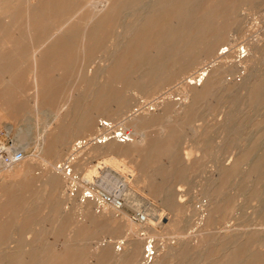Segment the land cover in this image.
I'll use <instances>...</instances> for the list:
<instances>
[{"label":"rangeland","instance_id":"rangeland-1","mask_svg":"<svg viewBox=\"0 0 264 264\" xmlns=\"http://www.w3.org/2000/svg\"><path fill=\"white\" fill-rule=\"evenodd\" d=\"M33 1L35 3L36 1L38 2V0H14V4L11 3L9 7H15L14 9L17 13L9 19L7 17H2L3 15L0 11V21L2 20L0 22V35H4L0 36V45L3 41L2 39L6 36L12 41H19V39L21 41L24 31L12 30L10 24L12 19L17 17V14V18L21 20V24H25V19L28 18L26 12L31 8V2ZM85 1L78 0L77 2V6L79 5V8H81L80 10L83 18H86L92 10L91 6L89 7ZM81 2L85 4L83 5ZM64 3L65 1L61 4L60 0L56 7H65ZM223 7L221 9L222 13L220 12L221 10L217 12L220 15L214 13L213 16L216 24H220H218L216 29L212 32L214 55L210 57L211 59L205 60L204 63H200L199 66L197 65L193 69H189L187 66L183 68L179 66L176 67L171 72V77L159 83L153 94L148 92L149 95L147 92L146 95L145 91L140 88L132 89V91L127 83H121L113 89L112 85H103L98 82L86 83L78 78V75H92L108 59L113 49L117 30L120 29L122 24V18L117 23L112 20L111 22L109 21L110 26H106L108 29L105 28V30L103 28V34L100 36L101 38L98 39H102L101 43L100 41H97L99 44H96L97 42H92L89 46L91 53L89 52V48L86 53H83L79 46L73 45L66 38L60 39V41L54 45V48L52 47L54 50L56 48L53 53L54 59H43L38 62L40 71L45 74V79L43 80L45 82L43 85L46 89H44L43 92L45 94H43L45 99L43 98L39 101L37 106L34 102H31L34 97V91L33 87L30 85L32 84V76L35 70L32 66L33 62L29 53V43L24 42L25 45L21 48L22 54L15 51L12 52V50L8 48L9 46H2L6 48V50L0 49V54L3 53L0 57V67H9L13 72L16 71V69L20 71L17 70L14 72L17 76L15 75V77H11L10 79L5 78V80H3L0 76V88L9 85L10 88L12 87L15 89L11 91L12 94L9 90H0V101H2L0 102V152L13 151L15 148L16 151H21L23 156L19 161L7 165L5 169H1L0 171V181L3 179L0 182V226L4 220L7 218V221L9 220L8 222L5 221L8 229L6 228L5 231L1 230L3 237L0 236V251H6L10 245L12 247L17 246L16 248L20 249L26 247L32 249L47 247L52 249L51 251L55 253L54 255H57L63 248V237H57L51 227L53 225L62 224L65 226V255L66 257L69 255L68 258L72 257V262L70 264H131L122 260L116 263L115 261L103 257L102 250L104 246L113 244L112 246L117 248L116 246L119 245L120 241L131 236L132 231L122 222H119L117 228L114 229L111 224L105 221L103 224V220L98 219L99 213L104 210L114 209L115 207L108 203H98L94 199H84L82 197L83 193L87 189H91L95 195L108 193L120 197L123 200V206L117 213L125 212L135 224L140 222L135 218L136 213H141L143 215L151 213V216L157 215L159 217L156 219L152 218V220L154 219L151 223L153 226H151V228H153L152 231L146 230L145 228V230L139 231V235L145 238L141 262H144V246L149 240L152 241L153 245H161L163 242L162 246L166 243L175 244V242H180L182 240L181 245L175 251V255L173 254L172 257L170 256L168 258V264H217L219 260L224 259V257L226 258L228 255V257L233 256V250L236 246L238 247V245H240V250H236L239 249L236 247L235 254L240 252L246 258L248 256L250 257V254L251 256L255 255L257 259L255 256L253 257H255L256 264L261 262V257L264 255V129L262 128L264 126V0H237L234 3L227 2ZM57 12L59 14H57V17L62 16V18H64L65 16L63 15V11L55 10L51 13V18L54 19V21H60L62 19L56 17L55 14ZM5 20L7 21L5 22ZM49 23L51 22L49 21ZM84 24L83 19H74L72 27L74 28L75 25L76 29L74 28L72 30V28L69 29L68 27V35H74L72 37L77 40V37L81 34V30L79 29L82 28ZM78 26L81 27L78 28ZM75 35H77V37H75ZM26 42L29 41L26 39ZM26 44H28L29 48ZM93 44H95V46ZM108 44L109 47L107 46ZM61 46L62 50L58 49L57 51V48ZM223 50L227 53L230 52L231 55L226 58L224 57V59L217 58L218 52ZM70 51H73V54H71L72 52L69 53ZM67 52L70 55H68ZM25 53L28 55H25ZM61 61L63 65H61ZM64 61H66V63ZM26 67L27 69L29 67L28 71ZM72 67H76L78 70L76 68V70H73ZM65 69L68 70L66 75H64ZM203 69L208 72V77H210L209 81L213 77V79L216 78L214 80V85H217H213L214 87L209 93L204 94L203 90V92H199L200 94L197 95L198 98L195 96L194 99L190 97L191 99L187 98L184 100V93L181 89L183 84L189 81V74L195 76V74L197 75ZM75 71L77 72L76 74ZM182 72H184V74H181ZM215 73L216 75H212L213 77L209 76V74ZM219 73L220 75H218ZM57 74L59 76L64 75L66 78L64 76H61L62 78L58 77ZM250 79H252L253 82ZM29 80L31 81V83H29L30 85L28 84ZM51 80L54 82L51 83ZM218 80L219 82L223 81L221 83L226 85V87L221 86ZM7 81H11L12 83L16 81L15 84H17V86L15 84L14 86L10 85ZM79 83L81 85H79ZM239 83L242 86H240ZM244 83L246 86H244ZM1 84H3V86ZM75 84H77L76 87L74 86ZM254 84L259 87V95L256 97L250 96L251 91H249L250 89L252 90ZM199 85L198 82L195 84L197 88L203 87V84ZM74 89L77 92H74ZM93 89L94 92H91ZM102 90L107 92L106 96L109 98V100L107 99L108 104H106V106L98 105L94 98L96 93L102 92ZM1 91L8 92V94L2 96L3 92ZM22 91L27 94L21 93ZM121 92L123 94H121ZM7 98L11 99L6 100ZM167 99L168 101L170 99V101L168 102ZM183 100L186 101L184 105H191L189 107L191 111H186L188 107L186 109L184 105H181L182 108L180 107L179 102ZM6 101L8 102L6 103ZM164 102L167 110L163 109L165 108ZM157 105L162 108H159ZM1 106L3 108H1ZM9 107H11V109ZM114 107L117 108L114 109ZM109 108L113 109L114 112ZM175 108H177V110ZM183 109H185V113H183ZM118 110L121 111V113ZM151 110L156 111H153V113ZM146 111L151 112L149 114L151 119H154L158 115V112L163 113L161 114L162 116L159 115L160 118H155V121L153 119V121H151L150 119L143 124L137 121L138 119H133L140 113L142 115ZM166 111L170 112L166 113ZM123 112L124 114H122ZM83 114H85V117H82L84 116ZM114 114L115 116H113ZM177 114L178 117L176 116ZM88 117H92L94 120L92 127L85 126L81 122L83 118ZM227 117L231 118L230 122H226L225 119ZM130 118L133 119L134 122ZM102 121H107L110 124L106 125V127H102ZM99 123L100 125H98ZM224 123L226 125L229 124L227 125L229 128H226ZM55 124H58V126L56 127ZM129 124L132 125L130 126ZM253 124L255 125L253 126ZM95 125H97V128ZM83 126L88 129L86 130ZM175 126H177L179 130ZM48 127L51 129H48ZM223 127H225V129ZM160 129L166 132L170 129L168 132L175 133L173 135L174 138L172 137L173 139L169 138L165 141H170L173 149L166 154H157L156 158L145 157L148 161L146 160L147 164L144 163L146 164L144 166L140 163L142 159H144V154L147 153L149 147L155 145L156 136L161 132ZM60 130L65 131V136L60 144L58 143L59 145L56 144L55 150L54 148H44L41 137H43L44 134H46V136L48 134L51 138ZM140 130L146 134V141L142 146L137 147V151H135L137 153L133 152L130 154V151L135 149V146L131 145V141L136 138L135 136L138 135L137 133H139ZM228 130H230V132ZM47 131L49 132L47 133ZM225 131L228 132L224 133ZM113 132L115 134L119 133L118 136L114 138ZM258 134H260V136ZM99 139H103L104 141L98 143L96 140ZM111 139H113V141ZM198 139L199 141H197ZM252 139L254 140L252 141ZM235 140L238 144L234 142ZM37 142L39 144H36ZM96 142L99 145L96 144ZM125 146L127 147L123 148ZM261 147L263 149H261ZM118 149L120 150L117 152ZM245 150H248V153L247 151L245 152ZM122 152L125 155H123ZM251 154L256 155V157H252L253 155ZM256 160L259 165L256 163ZM2 164L3 163H1V165ZM26 166L28 168H26ZM256 166L257 168L255 169ZM259 166L263 167L260 168ZM56 167L61 168L62 171L64 170L65 174H63L62 171L59 172V170H55ZM153 167L154 170L159 168L158 171H154ZM110 168L115 169L117 173L122 175H129V180L126 182H124L123 179L120 180V176L110 171ZM160 169L165 172L171 171L173 175L169 174L171 177L168 175L164 178L165 181H163L164 176L160 173ZM51 171L57 172L61 184H51V179H49L52 176V173H50ZM43 175H45L44 177L49 179V181L46 180ZM43 180H46V183ZM161 181L165 183L167 181V186L165 183L164 184L168 188L166 193L160 192L162 195L160 193L158 194V185H161ZM42 182L43 184H41ZM47 183L49 184L47 185ZM20 185L23 187L21 188ZM10 186L12 187L10 188ZM17 187L20 189H17ZM60 197H62V199ZM224 199L227 201H223ZM87 200L92 203V208L89 212L91 216L80 211L76 213V208H74L76 203L81 204L82 202V204H86L88 202ZM217 201L220 203L218 204ZM3 202H6V204H3ZM215 203L218 206H216ZM211 209L214 211L211 212ZM29 210L31 212L29 213L30 215L28 214ZM13 211H16L17 214H14ZM11 212H13V214ZM10 214L12 216H10ZM15 215L26 216V218L24 220H14L17 219ZM89 218H93L92 222L89 221ZM82 227L84 229H82ZM246 242H248V244ZM75 245H77L76 248H74ZM245 246L247 247L246 250H244L246 248ZM184 247H186V250ZM70 249L72 253H70ZM96 250L97 252L95 254L94 252ZM180 250H185L188 253L185 251L181 252ZM160 251L161 248L158 249V253ZM257 252L262 253L257 254ZM182 253H184V255H182ZM258 255L260 258H258ZM214 257H218L217 261L213 259Z\"/></svg>","mask_w":264,"mask_h":264},{"label":"bare ground","instance_id":"bare-ground-1","mask_svg":"<svg viewBox=\"0 0 264 264\" xmlns=\"http://www.w3.org/2000/svg\"><path fill=\"white\" fill-rule=\"evenodd\" d=\"M14 0H0V11L2 12V17H7L8 19L11 18V16L15 15L17 12L15 11V7L14 8H10V4L13 3ZM60 0H38V2L36 1V3L31 2L32 5L30 6L31 8L28 9V11L26 12V15L28 14V18L25 19V24H21V20L18 17V14L16 15V18L12 19V22L10 24V27L12 28V30H23L24 34H23V38L19 39V41H12L10 39L6 37H1L3 38L2 43L0 45V49H4L6 50V48L2 47V46H9L8 48H10V50L15 51V52H19L21 53V48L25 43H29L30 45V55L32 58V62H33V67L35 70V73L32 76V84L30 85L29 83H31V81L29 80L28 84L30 86L33 87V91H34V97L33 100L31 102H34V104L37 106L39 101H41L44 96H43V92H44V85L43 83L45 81H43L45 79V74L43 72L40 71V67L38 66V62L43 60V59H49V60H53L54 56L53 53L55 52L54 45H56L60 39H67L68 41H70L73 45L75 46H79L80 50L83 53H86L87 50H89V46L91 45L92 42H97V41H102L98 40L100 39L102 36V31L103 28L105 30V28H107L106 26L109 25V23L111 22V20L114 22H119V20L122 18V24L120 26V29L117 30V35L115 36L116 38L114 39V43H113V49L110 52H108V59L105 61V63L99 67L98 70H96L92 75H88V76H84V75H78V78H80L83 82L89 83V82H98L99 84H103V85H112L113 89L115 86L121 84V83H127L128 87L130 86V89H135V88H140L143 91H145V93L147 92H151L153 94V92L156 90V87L159 83H161L162 81L168 79L169 77H171V72L176 68V67H185L187 66L189 69H193L195 66H199L200 63H204L205 60L211 59L210 57H212L214 55V40H213V34L212 32L216 29V26L218 24H216L215 19L213 18L214 13L219 12L218 10H221L222 7L224 5H226V3L230 2V3H234L237 0H83L85 1L86 4H88V6H91V12L90 14H88V16H84L86 18H83V16L81 15V8H79V5L77 6V2L78 0H61V4L63 3V1H65V7H56L58 6ZM30 3V2H29ZM83 4V2H81ZM84 3V4H85ZM28 4V3H27ZM63 4V5H64ZM83 4V5H84ZM28 6V5H27ZM50 7V8H49ZM82 7V6H81ZM224 8V7H223ZM20 9V8H19ZM18 9V11H19ZM26 9V6H25ZM22 10V9H21ZM20 10V12H21ZM27 10V9H26ZM63 11V15L64 18L61 17H57L59 14L58 12L55 14L57 18H62L60 21L55 20L51 18V13H53V11ZM83 10V9H82ZM84 11V10H83ZM222 13V10L220 11ZM87 13V12H86ZM58 14V15H57ZM218 15H220L219 13H217ZM54 15V16H55ZM62 15V14H60ZM222 15V14H221ZM110 17V18H109ZM221 17V16H220ZM228 17V16H227ZM79 18V19H83L84 20V26L82 28H80L78 26V28H80V35L79 37H77V35H75V37H77V40L68 35V27L69 29L72 28V30L76 27V23L73 26V21L74 19ZM2 21V20H1ZM0 21V22H1ZM7 20H5L6 22ZM49 21L51 23H49ZM110 21V22H109ZM78 22V21H77ZM215 22V23H214ZM83 23V22H81ZM1 24V23H0ZM9 24V23H8ZM4 25V24H3ZM82 25V24H81ZM224 25V24H223ZM5 26V25H4ZM110 26V25H109ZM118 26V25H117ZM221 26V25H220ZM4 28V27H3ZM10 28V30H11ZM77 28V29H78ZM222 28V27H221ZM102 29V30H101ZM108 29V28H107ZM106 29V31H107ZM110 29V28H109ZM112 29V28H111ZM4 30V29H3ZM11 30V31H12ZM101 30V32H100ZM5 32V31H4ZM10 32V31H9ZM76 32V31H75ZM105 32V31H104ZM116 32V31H115ZM1 33V32H0ZM11 33V32H10ZM7 34V33H6ZM12 34V33H11ZM3 35V34H1ZM0 35V36H1ZM22 35V34H21ZM112 35V34H111ZM4 36V35H3ZM21 37V36H20ZM26 39L29 42H26ZM110 42V40H109ZM108 43V42H107ZM111 43V44H112ZM65 44V43H64ZM96 44H99V42H97ZM110 44V43H109ZM109 44L107 45L109 47ZM95 46V44H93ZM92 45V47H93ZM26 46L29 48L28 44H26ZM53 47V48H52ZM91 47V48H92ZM62 48L59 47L57 48L60 50ZM89 48V49H88ZM64 49V48H63ZM73 49V48H72ZM78 49V48H77ZM109 49V48H108ZM25 50V49H23ZM22 50V52H23ZM62 50V49H61ZM75 50V49H74ZM107 50V48H106ZM56 51V52H57ZM67 51V50H66ZM91 51V49L89 50V52ZM72 52V53H71ZM88 52V53H89ZM103 52V51H102ZM2 53V52H1ZM69 53L73 54V51H70ZM91 53V52H90ZM3 54V53H2ZM0 54V57L1 55ZM22 54V53H21ZM24 54V53H23ZM27 53H25L26 55ZM66 54V53H65ZM64 54V57H65ZM68 54V52H67ZM217 54V53H216ZM215 54V55H216ZM28 55V54H27ZM70 55V54H68ZM231 55V53H227L226 51H221L218 52L217 54V58H223L224 57H229ZM4 56V55H3ZM24 56V55H23ZM22 56V57H23ZM63 57V59H64ZM71 57V56H70ZM73 57V55H72ZM77 57V56H76ZM86 57V56H85ZM19 58V57H18ZM17 58V59H18ZM84 58V57H83ZM69 59V56H68ZM81 59V58H80ZM228 59V58H227ZM16 60V59H14ZM20 60V58H19ZM29 60V59H28ZM221 60V59H220ZM21 62V61H20ZM19 62V63H20ZM27 62V61H26ZM66 63V61H64ZM29 63V62H28ZM29 65V64H28ZM31 65V64H30ZM61 65H63L62 61H61ZM31 66V67H32ZM50 66V65H49ZM53 67V66H52ZM51 67V68H52ZM60 67V66H59ZM78 67V66H77ZM19 68V67H18ZM76 68V67H75ZM73 68V70H78V68ZM27 69V67H26ZM29 69V67H28ZM27 69V71H28ZM57 69V68H56ZM61 69V68H60ZM59 69V70H60ZM80 69V68H79ZM206 69V68H205ZM203 69L201 72H199L197 75L195 74V76H192V74H189V81L184 83L182 86V92L184 93V100L185 99H191L190 97H192L193 99L195 98V96H197L198 94H200L199 92H203L204 90V94L211 92L212 88L217 85H214V77L212 75H216L215 74H209V76H212L213 78L209 81L210 77H208V72H206V70ZM217 69V68H215ZM12 69L9 67H0V76L2 77L3 80H5V78L10 79L11 77H15L16 74H14V72H16L19 69H16V71H11ZM58 70V69H57ZM63 70V69H62ZM219 70V69H218ZM20 71V70H19ZM26 71V72H27ZM64 71V70H63ZM209 71V70H208ZM217 71V70H215ZM62 72V71H61ZM68 73V70L65 69V74L66 75ZM192 72V71H191ZM23 73V72H22ZM21 73V74H22ZM50 73V72H49ZM57 73V72H54ZM64 73V72H63ZM63 73H58V74H63ZM77 72L75 71V74ZM90 73V72H89ZM26 74V73H25ZM24 74V76H25ZM30 74V73H29ZM53 74V73H52ZM57 74L58 77H61ZM181 74H184V72H182ZM187 74V73H186ZM27 75V74H26ZM47 75V74H46ZM63 75V76H64ZM180 75V74H179ZM220 75V73L218 74ZM17 76V75H16ZM22 76V75H21ZM48 76V75H47ZM62 76V77H63ZM0 77V78H1ZM26 77V76H25ZM61 77V78H62ZM65 77V76H64ZM76 77V76H75ZM218 77V76H217ZM17 78V77H16ZM19 78V76H18ZM21 78V77H20ZM30 78V77H28ZM66 78V77H65ZM198 78V79H197ZM223 78V77H222ZM246 78V77H245ZM250 78V77H249ZM178 79V78H177ZM64 80V79H63ZM221 80V79H220ZM252 80V79H250ZM50 81V80H49ZM217 81V80H216ZM227 81V80H226ZM16 81H14L13 83L10 81L7 83L10 85L15 84ZM54 82L53 80H51V83ZM56 82V81H55ZM71 82V81H70ZM198 82V84L202 85L203 87L201 88H197V86H195V84ZM219 82V80H218ZM223 82V81H221ZM221 86L226 87V85H223V83H221ZM229 82V81H228ZM246 82V81H245ZM253 82V80H252ZM257 82V81H256ZM5 83V82H4ZM27 83V82H26ZM25 83V84H26ZM82 83V82H81ZM194 83V84H193ZM7 84V85H8ZM70 84V83H69ZM78 84V83H77ZM77 84H75L74 86L76 87ZM192 84V85H191ZM226 84V83H224ZM240 84V83H239ZM252 84V83H250ZM3 86V84H1ZM17 86V84H15ZM27 85V84H26ZM25 85V86H26ZM79 85H81L79 83ZM199 85V86H200ZM214 85V86H213ZM219 85V84H218ZM237 85V84H236ZM28 86V85H27ZM50 86V85H49ZM48 86V87H49ZM52 86V85H51ZM88 86V85H87ZM95 86V85H94ZM239 86V85H238ZM240 86H242L240 84ZM244 86L245 83H244ZM251 86V85H250ZM253 86V85H252ZM20 87V86H18ZM29 87V86H28ZM31 87V89H32ZM47 87V88H48ZM74 87V88H75ZM9 88V89H8ZM15 88V87H14ZM51 88V87H50ZM69 88V87H68ZM87 88V87H86ZM233 88V86H232ZM247 88V87H245ZM5 91L9 90V92L11 93L13 89L12 87L10 88L9 85L3 88ZM18 89V88H17ZM49 89V88H48ZM52 89V88H51ZM72 89V88H71ZM78 89V88H77ZM139 89V90H140ZM216 89V88H214ZM231 89V88H229ZM87 90V89H85ZM228 90V88H227ZM21 91V88H20ZM28 91V90H27ZM74 92L76 91L75 89L73 90ZM94 92V89L91 90V92ZM96 91V90H95ZM124 91H126L124 89ZM133 91V90H132ZM250 96L252 97H256L259 95V87L254 84L252 90L250 89ZM248 91V92H249ZM3 92V91H1ZM19 92V90H18ZM50 92V91H49ZM52 92V90H51ZM50 92V93H51ZM77 92V91H76ZM135 92V91H134ZM215 92V90H214ZM246 92V90H245ZM17 93V92H16ZM21 93H26V92H21ZM48 93V94H50ZM85 93V91H84ZM88 93V92H87ZM90 93V92H89ZM127 93V91H126ZM137 93V92H135ZM146 93V95H147ZM8 94V92H3L2 96ZM12 94V93H11ZM15 94V93H14ZM13 94V95H14ZM19 94V93H18ZM27 94V93H26ZM68 94V93H67ZM73 94V93H72ZM121 94H123L121 92ZM120 94V95H121ZM144 94V93H143ZM16 95V94H15ZM22 95V94H21ZM45 95V94H44ZM86 95V94H85ZM89 95V94H88ZM87 95V96H88ZM107 92L103 91L102 92H98L96 93V96L94 97L96 99V103L98 105H104L106 106V104H108V100L109 98L106 96ZM116 95V92H115ZM149 95V93H148ZM171 95V94H170ZM1 96V98H2ZM11 96V95H10ZM47 96V94H46ZM45 96V97H46ZM110 96V95H108ZM122 96V95H121ZM119 96V97H121ZM172 96V95H171ZM183 96V94H182ZM202 96V95H201ZM236 96V95H235ZM249 96V95H248ZM249 96V97H250ZM9 97V96H8ZM12 97V96H11ZM14 97V96H13ZM16 97V96H15ZM67 97V96H66ZM112 97V96H111ZM232 97V96H231ZM241 97V96H239ZM263 97V95H262ZM6 98V97H5ZM21 98V96H20ZM68 98V97H67ZM118 98V97H117ZM198 98V96H197ZM242 98V97H241ZM246 98V97H245ZM11 99V98H10ZM9 98H7L6 100H10ZM45 99V98H44ZM108 99V100H107ZM236 99V98H235ZM240 99V98H239ZM250 99V98H249ZM260 99V98H259ZM120 100V99H119ZM182 101L179 102L180 107L182 108V106L186 103V101ZM230 100V99H229ZM233 100V99H232ZM241 100V99H240ZM20 101V100H18ZM94 101V100H93ZM164 101V100H163ZM168 101V99H167ZM170 101V99H169ZM168 101V102H169ZM181 101V100H180ZM242 101V100H241ZM2 102V101H0ZM8 101H6L7 103ZM44 102V101H43ZM66 102V101H65ZM122 102V101H121ZM166 102V101H165ZM164 102V107L166 106ZM178 102V101H176ZM225 102V101H224ZM238 102V101H237ZM14 103V102H13ZM167 103V102H166ZM228 103V102H227ZM12 104V103H10ZM68 104V103H67ZM1 105V104H0ZM3 106H5L4 104H2ZM7 105V104H6ZM13 105V104H12ZM11 105V106H12ZM113 105V103H112ZM118 105V103H117ZM116 105V106H117ZM125 105V104H124ZM169 105V104H168ZM172 105V103H171ZM182 105V106H181ZM195 105V104H194ZM10 106V105H9ZM120 106L122 107V105L120 104ZM158 106V105H157ZM186 106V109L188 107V110L186 111H191V109L189 108L191 105ZM225 106V105H224ZM111 107V105H110ZM126 107V105H125ZM159 107V106H158ZM172 107V106H171ZM170 107V110H171ZM241 107V106H240ZM238 107V108H240ZM1 108H3L1 106ZM7 108V107H5ZM11 109V107H9ZM16 108V106H15ZM98 108V106H97ZM102 108V107H101ZM117 107H114V109H116ZM123 108V107H122ZM152 108V107H151ZM159 108H162L161 106ZM168 108V107H167ZM179 108V107H178ZM193 108V107H192ZM96 109V108H95ZM111 109V108H109ZM107 109V110H109ZM124 109V108H123ZM144 109V108H143ZM163 109H166L163 108ZM177 110V108H175ZM195 109V108H194ZM241 109V108H240ZM106 110V111H107ZM113 112L114 110L111 109ZM126 110V109H125ZM128 110V109H127ZM147 110V109H146ZM150 110V109H148ZM157 110V109H156ZM155 110V111H156ZM167 110V109H166ZM173 110V109H172ZM185 113V109H183ZM239 110V109H238ZM36 111V110H35ZM95 111V110H93ZM119 111V110H118ZM123 111V110H122ZM154 111V110H153ZM151 110V112H153ZM154 111V112H155ZM158 111V110H157ZM163 111V110H161ZM165 111V110H164ZM12 112V111H11ZM112 112V113H113ZM121 113V111H119ZM118 112V115H119ZM125 112V111H124ZM124 112L122 114H124ZM150 111H146L145 113H143L141 115V113L136 116L135 118H132L140 121L141 124L147 122L148 120L151 119V117H149V114L151 113ZM153 112V113H154ZM168 111H166L167 113ZM170 112V111H169ZM168 112V113H169ZM173 112V111H171ZM240 112V111H239ZM108 113V112H107ZM158 112V115L156 116L155 114V118H160L159 115H161L162 113ZM165 113V114H166ZM181 113V111H180ZM190 114V112H189ZM236 114V113H235ZM85 117V114H83ZM90 115V114H89ZM94 115V114H93ZM264 115V114H263ZM262 115V116H263ZM91 116V115H90ZM115 116V114L113 115ZM122 116V115H121ZM162 116V115H161ZM178 117V114L176 115ZM130 117V116H129ZM167 117V116H165ZM58 118V117H57ZM60 118V117H59ZM155 118L153 119L155 121ZM262 118V117H260ZM259 118V119H260ZM129 119V118H128ZM131 119V118H130ZM131 119V120H133ZM151 119V121H153ZM230 117H227L225 120L226 122H230ZM258 119V120H259ZM82 120V119H81ZM130 120V121H131ZM187 120V118H186ZM185 120V121H186ZM263 120V119H262ZM59 122V121H58ZM83 125L85 126H91L94 122V120L92 119V117H88V118H83V120L81 121ZM128 122V120H127ZM134 122V120H133ZM139 122V123H140ZM166 122V121H164ZM178 122V121H177ZM257 122V121H256ZM260 122V121H259ZM264 122V121H263ZM137 123V122H135ZM134 123V124H135ZM171 123V122H170ZM176 123V122H175ZM59 124V123H58ZM58 124L56 125V127L58 126ZM110 123H108L107 121H102L101 122V126L102 127H106V125H108ZM127 124V123H126ZM133 124V123H132ZM131 124V125H132ZM159 124V123H158ZM161 124V123H160ZM166 124V123H165ZM262 124V123H260ZM259 124V125H260ZM100 125V123L98 124ZM130 125V124H129ZM130 125V126H131ZM177 125V124H176ZM223 125V124H222ZM226 128L227 125L229 124H225ZM255 124H253L254 126ZM257 125V124H256ZM264 125V123H263ZM97 125H95L96 127ZM160 126V125H159ZM262 126V125H260ZM55 127V126H54ZM84 127V126H83ZM82 127V128H83ZM94 127V128H95ZM128 127V126H127ZM135 127V126H134ZM173 127V126H172ZM177 128V126H175ZM174 127V128H175ZM50 127H48L49 129ZM86 128V127H84ZM97 128V127H96ZM160 128V127H159ZM165 128V127H163ZM180 128V127H179ZM225 129V127H223ZM235 128V126H234ZM264 129V126L262 127ZM51 129V128H50ZM88 128H86L87 130ZM99 129V128H98ZM104 129V128H103ZM173 129V128H171ZM178 129V128H177ZM43 130V128H42ZM53 130V129H52ZM80 130V129H79ZM161 130V129H160ZM170 130V129H169ZM168 130V131H169ZM179 130V129H178ZM227 130V129H226ZM45 131V130H44ZM85 131V130H84ZM167 131V132H168ZM175 131V130H174ZM230 132V130H228ZM227 131V132H228ZM49 131H47L48 133ZM52 132V131H51ZM57 132V131H56ZM77 132V131H76ZM79 132V131H78ZM83 132V130H82ZM112 132V131H111ZM115 132V130H114ZM113 132V133H114ZM117 132V131H116ZM139 132V131H138ZM165 130H161L160 133H158L156 136V141H155V145L149 147V149L147 150V153L144 154L145 156L143 157L144 159H142L140 164H143L144 166L147 164L146 160L148 161V159L146 158H150V157H155L157 154H166L169 151H171L173 148V146L171 145L170 141L169 142H165L167 139H173V132H168L167 133ZM226 131L224 133H227ZM42 133V132H41ZM44 133V132H43ZM54 133V132H53ZM107 133V132H106ZM202 133V132H201ZM261 133V132H260ZM119 133H114V138L115 136H118ZM121 134V133H120ZM133 134V133H132ZM138 135L135 136L136 138H134L131 141V145L135 146V149L130 151V154H132L133 152L137 151V147L142 146L145 141H146V134L141 132L137 133ZM200 134V133H199ZM229 134V133H228ZM254 134V132H253ZM252 134V135H253ZM262 134V133H261ZM52 135V134H51ZM128 135V134H127ZM198 135V134H197ZM231 135V134H230ZM251 135V134H250ZM260 136V134H258ZM38 136V135H37ZM36 136V137H37ZM65 136V131L64 130H60L55 136H52L50 138V136H46V134H44L43 137H41L42 139V143L44 145V148L46 147L47 149H53L55 150L56 144L59 145L61 140H63ZM106 136V134H105ZM124 136V135H123ZM93 137V136H92ZM104 137V135H103ZM102 137V138H103ZM173 137V138H172ZM200 137V136H198ZM230 137V136H229ZM236 137V135H235ZM106 138V137H105ZM113 138V137H112ZM206 138V137H205ZM237 138V137H236ZM235 138V139H236ZM37 139V138H36ZM124 139V138H123ZM200 139V138H199ZM199 139L197 141H199ZM239 139V138H238ZM113 141V139H111ZM202 141H204L203 139H200ZM254 139H252L253 141ZM257 140V139H255ZM264 140V139H263ZM38 141V139H37ZM99 142L104 141L103 139H99L96 140ZM106 141V140H105ZM115 141V139H114ZM117 141V140H116ZM207 141V139H206ZM227 141V140H226ZM246 141V140H245ZM250 141V140H249ZM250 141V142H252ZM259 141V139H258ZM261 141V139H260ZM63 142V141H62ZM65 142V141H64ZM176 142V141H175ZM236 142V140L234 141ZM24 143V142H23ZM22 143V144H23ZM59 143V144H58ZM96 142V144H98ZM205 143V142H204ZM237 143V142H236ZM240 143V142H239ZM21 144V143H19ZM36 144H39L38 142ZM46 144V146H45ZM62 144V143H61ZM64 144V143H63ZM153 144V143H152ZM207 144V143H206ZM238 144V143H237ZM248 144V143H247ZM253 144V143H252ZM99 145V144H98ZM113 145V144H112ZM249 145V144H248ZM17 146V145H16ZM41 146V144H40ZM250 146V145H249ZM261 146V145H259ZM21 147V146H19ZM62 147V146H61ZM127 146L123 147L126 148ZM254 147V146H253ZM263 147V146H262ZM261 147V149H263ZM10 148V147H9ZM43 148V147H42ZM41 148V149H42ZM13 149V148H12ZM37 149V148H36ZM260 149V147H259ZM15 150V148H14ZM43 150V149H42ZM53 150V151H54ZM120 149L117 150V152ZM122 150V149H121ZM124 150V149H123ZM249 150V149H248ZM248 150H245V152ZM254 150V149H253ZM256 150V149H255ZM127 151V150H126ZM257 151V150H256ZM255 151V152H256ZM259 151V150H258ZM21 152V151H20ZM45 152V151H44ZM48 152V151H47ZM58 152V151H57ZM121 152V151H120ZM238 152V151H236ZM263 152V150H262ZM49 153V152H48ZM123 153V152H122ZM137 153V152H135ZM172 153V152H171ZM246 153V154H247ZM254 153V152H253ZM46 154V153H45ZM50 154V153H49ZM53 154V153H52ZM234 154V153H233ZM47 155V154H46ZM123 155H125L123 153ZM127 155V153H126ZM253 155V154H251ZM52 156V155H51ZM48 156V157H51ZM244 156V155H243ZM246 156V155H245ZM54 157V156H53ZM146 157V158H145ZM158 157V156H157ZM252 157H256V155H253ZM246 158V157H245ZM255 160V159H254ZM252 160V161H254ZM261 160V159H260ZM259 160V161H260ZM264 160V158H263ZM155 161V160H154ZM167 161V160H166ZM249 162V161H248ZM255 162V161H254ZM253 162V163H254ZM146 163V164H144ZM156 163V162H155ZM247 163V162H246ZM257 163V160H256ZM12 164V163H11ZM11 164H2L0 162V171L1 169H5V167H7V165H11ZM123 164V163H122ZM161 164V163H160ZM159 164V165H160ZM238 164V162H237ZM248 164V163H247ZM251 164V163H250ZM258 164V163H257ZM254 164V165H257ZM168 165V164H167ZM253 165V164H252ZM259 165V164H258ZM263 165V164H262ZM53 166V165H52ZM117 166V165H116ZM158 166V164H157ZM163 166V164H162ZM161 166V167H162ZM240 166V165H238ZM251 166V165H250ZM249 166V167H250ZM12 167V166H11ZM164 167V166H163ZM162 167V168H163ZM260 167V166H259ZM263 167V166H261ZM260 167V168H261ZM26 168H28L26 166ZM53 168V167H52ZM114 168V167H113ZM113 168H110L109 170L117 173V171ZM140 168V167H138ZM166 168V167H165ZM257 168V166L255 167V169ZM59 170L62 171L61 168L56 167L55 170ZM143 169V168H142ZM159 169V168H158ZM158 169H156L158 171ZM254 169V170H255ZM263 169V168H262ZM261 169V170H262ZM13 170V169H12ZM25 170V169H24ZM154 170V167H153ZM154 170V171H156ZM260 170V172H261ZM142 171V170H140ZM148 171V170H147ZM161 171V169H160ZM175 171V170H173ZM172 171V172H173ZM58 172V173H59ZM63 174H65L64 170L62 171ZM149 172V171H148ZM153 172V171H152ZM264 172V171H263ZM52 173V176L49 178L51 179V184L53 185H57V184H61V181L59 180L60 177L57 176V172H50ZM125 173V172H124ZM154 173V172H153ZM161 174H163V181L164 178L166 176H168L169 174H172L171 171L170 172H165V171H161ZM175 173V172H174ZM253 173V172H252ZM29 174V173H27ZM118 176H120V180H124V182H126L127 180H129V175H122L120 173H117ZM148 174V173H147ZM179 174V171H178ZM261 174V173H260ZM42 175V174H41ZM40 175V176H41ZM59 175V174H58ZM142 175V174H141ZM146 175V174H145ZM157 175V174H156ZM252 175V174H251ZM45 175H43L44 177ZM62 176V175H61ZM138 176V175H137ZM147 176V175H146ZM171 177V175H169ZM178 176V175H177ZM261 176V175H260ZM140 177V175H139ZM151 177V176H150ZM157 177V176H156ZM173 177V176H172ZM45 178V177H44ZM137 178V177H136ZM145 178H149V177H145ZM154 178V177H153ZM169 178V177H168ZM167 178V180H168ZM19 179V178H18ZM38 179V178H37ZM41 179V178H40ZM39 179V182H40ZM46 179V178H45ZM49 179H46L49 181ZM3 180V179H2ZM1 180V181H2ZM17 180V179H16ZM46 180H43L46 183ZM139 180V179H138ZM162 180V179H161ZM0 181V182H1ZM20 181V180H19ZM161 181V185L159 186V191L158 194L160 192L162 193H166L168 191L167 186V181L166 183ZM50 183V182H49ZM47 183V185L49 184ZM159 183V184H160ZM166 186H165V184ZM43 184V182L41 183ZM65 186V185H64ZM169 186V185H168ZM171 186V185H170ZM9 187V186H8ZM12 186H10L11 188ZM21 187V185H20ZM23 187V186H22ZM21 187V188H22ZM52 187V185H51ZM54 188V186H53ZM130 188V185H129ZM158 188V187H157ZM17 189H20L17 187ZM52 189V188H51ZM50 189V190H51ZM13 190V189H12ZM131 191V190H130ZM256 191V190H255ZM17 192V191H15ZM157 193V192H156ZM255 193V192H254ZM17 194V193H14ZM127 194V193H125ZM161 194V193H160ZM162 195V194H161ZM125 196V195H124ZM127 197V196H126ZM163 197V196H162ZM40 198V197H39ZM62 199V197H60ZM226 199V198H225ZM225 199L223 201H225ZM16 200V199H14ZM90 200V199H89ZM216 200V199H215ZM218 200V198H217ZM222 200V199H221ZM80 201V200H79ZM88 201V200H87ZM219 201V200H218ZM217 201V202H218ZM227 201V200H226ZM225 201V202H226ZM264 201V199H263ZM9 203V202H7ZM36 203V202H35ZM34 203V204H35ZM39 203V202H38ZM220 202H218L219 204ZM3 204H6V202H3ZM13 204V202H12ZM15 204V202H14ZM91 202L88 201L86 204H77L74 206L76 213L77 212H84V214H89L90 215V210H91ZM226 204V203H225ZM172 205V204H171ZM216 205V203H215ZM214 205V206H215ZM224 205V204H222ZM93 206V205H92ZM170 206V205H169ZM218 206V205H216ZM172 207V206H171ZM223 207V206H222ZM108 208V207H107ZM212 208V207H211ZM104 209V208H103ZM102 209V210H103ZM27 210V209H26ZM93 210V209H92ZM120 208H112L110 210H104L103 212L98 214V219L99 220H103V224L109 223L111 224L112 228L116 229L117 225L119 222H122L123 224H125L126 226H128L131 231L132 234L131 236L127 237L126 239L122 240L119 242V245L116 246L117 248H114L111 244H107L106 246L103 247V252L102 255L104 258H108L111 261H115L117 263V261H124V262H129L131 264H168L167 261L169 260L168 258L174 254L175 255V251L176 249H178V247L181 245V241L180 242H175V244H168L166 243L165 245L162 246L160 244H156L153 245L155 246V255L153 256V258L151 259V261L147 262L146 260H144V262H141V255L143 252V245L145 242V238L141 237V235H139V231L143 230L144 228L147 230L152 231L153 228H151V223L153 222L154 219L159 218L157 215H153L151 216V213H146L144 220H140V222L138 224H135L133 222V220H131V218H129V216L125 213V212H120L117 213V211H119ZM214 211L213 209H211V212ZM222 211V210H221ZM5 212V211H4ZM2 212V213H4ZM14 214L16 213V211H13ZM13 212H11L13 214ZM28 212V211H27ZM94 212V211H93ZM1 213V211H0ZM31 213L30 210L28 212V214ZM143 213V212H142ZM224 213V212H223ZM17 214V213H16ZM27 214V213H25ZM24 214V215H25ZM83 214V213H82ZM92 214V213H91ZM95 214V213H94ZM93 214V215H94ZM145 214V213H144ZM30 215V214H29ZM28 215V216H29ZM92 215V216H93ZM10 216H12L10 214ZM16 216V215H15ZM27 216V217H28ZM91 216V215H90ZM17 219L14 220H24L26 218V216H16ZM30 217V216H29ZM79 218V217H78ZM152 218H154L152 220ZM8 219V218H7ZM6 220H4V222L2 223V225L0 226V236L3 237V233L1 230H6L7 226H6V222H8ZM90 219V218H89ZM93 219V218H92ZM92 219H90L89 221L92 222ZM28 220V219H27ZM78 220V219H77ZM80 220V219H79ZM98 220V222H99ZM178 220V219H177ZM6 221V222H5ZM97 221V220H96ZM105 221V222H104ZM14 222V221H12ZM20 222V221H18ZM84 222V221H83ZM88 222V220H87ZM159 222V221H158ZM173 222V221H172ZM171 222V223H172ZM175 222V221H174ZM157 223V222H156ZM155 223V224H156ZM24 224V223H23ZM86 224V223H85ZM90 224V223H89ZM97 224V223H96ZM95 224V225H96ZM102 224V225H103ZM107 224V225H109ZM160 224V223H159ZM101 225V223H100ZM155 226V225H154ZM254 226V225H253ZM259 226V225H258ZM85 227V226H84ZM103 227V226H101ZM108 227V226H106ZM124 227V225H123ZM153 227V226H152ZM246 227V226H245ZM263 227V226H262ZM13 228V227H12ZM81 228V227H80ZM99 228V227H98ZM8 229V228H7ZM51 229L53 230V232H55V234L57 235V237H63L62 240V244H63V248L58 251L57 255H54L55 253L52 252V249H49L47 247H40V248H36V249H32L29 247H26L24 249H20V248H16L17 246L12 247L11 245L8 247V249L4 252L0 251V264H70L72 262V257L68 258L65 255V226L64 225H53L51 227ZM82 229H84L82 227ZM144 229V230H145ZM85 233V232H84ZM153 233V232H152ZM201 234V233H200ZM225 235V234H224ZM13 236V235H12ZM20 236V235H19ZM204 236V235H203ZM249 238V237H248ZM247 238V239H248ZM251 239V238H250ZM197 240V239H196ZM238 240V239H236ZM249 240V239H248ZM264 240V239H263ZM241 241V240H240ZM262 241V240H261ZM152 242L151 240L148 241ZM2 243V242H1ZM67 243V242H66ZM118 243V242H117ZM234 243V242H233ZM248 244V242H246ZM4 244V243H3ZM76 244V243H75ZM184 244V243H183ZM239 244V243H238ZM237 244V245H238ZM252 244V243H249ZM264 244V242H263ZM57 245V243H56ZM74 245V244H73ZM161 246V247H160ZM240 245H238L236 250H240ZM243 246V245H241ZM77 245H75L74 248H76ZM145 247V246H144ZM183 247V246H182ZM226 247V246H225ZM235 247V248H236ZM246 247V246H245ZM244 247V248H245ZM51 248V247H50ZM161 248V254L160 252L158 253V249ZM186 250V247H184ZM233 248V246H232ZM234 248L233 250V256L230 257H224V259L219 260V262L217 264H256L255 261V257L257 259V256L250 254V257L248 256L247 258L241 254L239 251V253L235 254L234 252L236 251ZM72 249V248H71ZM70 249V253L71 252ZM228 249V248H227ZM247 247L244 249L246 250ZM184 250V251H185ZM226 250V249H225ZM259 250V249H258ZM73 251V250H72ZM181 251V250H180ZM181 251V252H184ZM255 251V249H254ZM260 251V250H259ZM263 251V250H262ZM75 252V251H74ZM97 250L94 252L96 254ZM99 252V251H98ZM186 252V251H185ZM232 252V250H231ZM246 252V251H245ZM251 252V251H250ZM249 252V253H250ZM253 252V251H252ZM92 252V254H94ZM188 253V252H186ZM255 253V252H254ZM258 253H262V252H257ZM53 254V255H51ZM69 254V253H68ZM94 254V256H95ZM91 255V253H90ZM182 255H184V253H182ZM247 255V254H245ZM97 256V255H96ZM220 256V255H219ZM255 256V257H253ZM88 257V256H87ZM93 257V256H92ZM218 257H214L213 259L217 261ZM258 258L259 255H258ZM107 259V260H108ZM98 260V259H97ZM99 261V260H98ZM106 261V260H105ZM215 261V262H216ZM74 262V261H73ZM78 262V261H77ZM210 262V260H209ZM76 263V262H75ZM79 263V262H78ZM208 263V262H206ZM213 263V261H212ZM74 264V263H73ZM115 264V263H113ZM197 264V263H196ZM259 264H264V255L263 257H261V262Z\"/></svg>","mask_w":264,"mask_h":264},{"label":"built area","instance_id":"built-area-1","mask_svg":"<svg viewBox=\"0 0 264 264\" xmlns=\"http://www.w3.org/2000/svg\"><path fill=\"white\" fill-rule=\"evenodd\" d=\"M22 153L20 151H9V152H0V162L3 164H11L22 159ZM84 199H94L98 203H108L114 206L115 208H121L123 206V200L120 197L110 195L108 193H101L100 195H95L91 189H87L82 196ZM135 218L137 220H144L145 215L141 213H136ZM155 255V247L152 242H149L144 247V260L147 262L151 261Z\"/></svg>","mask_w":264,"mask_h":264}]
</instances>
